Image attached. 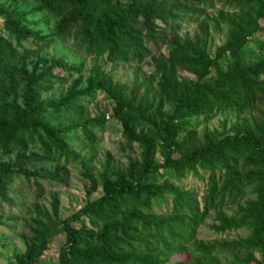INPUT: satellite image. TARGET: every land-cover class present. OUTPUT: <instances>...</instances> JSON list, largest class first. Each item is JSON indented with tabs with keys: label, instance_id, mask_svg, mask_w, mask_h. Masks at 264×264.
Returning <instances> with one entry per match:
<instances>
[{
	"label": "trees",
	"instance_id": "16d2710c",
	"mask_svg": "<svg viewBox=\"0 0 264 264\" xmlns=\"http://www.w3.org/2000/svg\"><path fill=\"white\" fill-rule=\"evenodd\" d=\"M34 5L56 20L54 35L62 43H70L88 57H107L110 61L129 63L159 55L157 68L162 74V88L175 110L169 118L172 136L163 162L156 160V136L138 133L135 123L155 126L147 110L135 108L134 118L126 112L129 104L116 94L114 118L122 124L124 136L143 150L144 162L130 158L129 171L118 179L105 176L103 194L88 202L80 211L59 223L57 229L49 215L47 223L35 238V244L17 264H36L44 257L57 234L65 240L59 251V264H189L175 262V255L195 257L235 255V264H264V0H17ZM171 7L167 8V4ZM223 5L229 27L227 42L215 56L197 40L180 41L179 27L169 23L179 15H202L197 8ZM25 11L11 10L0 3V154L21 153L24 156L35 139L47 140L43 147L51 159H76L64 134L72 129L86 131L102 119H89L78 126H52L44 117L46 111H64L85 118L79 103L93 98L96 91L111 86L107 77L89 78L86 88L78 85L56 101L39 100L44 92L40 83L51 77L58 82L66 78L46 71L29 72L26 63L48 50L52 42L32 27ZM262 34V38H258ZM255 41L261 56L249 62L246 49ZM165 46L167 55L161 54ZM162 52V51H161ZM46 63L45 60H41ZM155 61V59H154ZM52 67L71 74L82 73L75 66L56 59ZM191 77L178 82L179 70ZM231 109L239 116L252 110L259 113L253 124L245 122L225 134L207 135L205 142L193 146V138L180 141L182 131L189 130L192 117ZM51 145L54 151H51ZM40 162L23 160L5 162L0 158V224L8 212L18 217L21 206L10 199L16 180L66 184L54 174L36 170ZM86 168V167H85ZM86 168L89 193L99 190ZM194 176L204 181L207 191L200 201L194 189L184 190L183 181ZM115 180V181H114ZM160 180H164L160 184ZM254 188L257 199L249 201L235 217L222 215L213 226L218 233L248 227L251 234L234 242L200 241L199 228L210 212L227 203H237L246 188ZM172 200L168 213L158 214ZM168 208V207H167ZM89 221V226H76ZM60 227L63 230H60ZM52 234H56L53 235ZM51 238V240H50ZM50 241V242H49Z\"/></svg>",
	"mask_w": 264,
	"mask_h": 264
},
{
	"label": "rangeland",
	"instance_id": "374dc122",
	"mask_svg": "<svg viewBox=\"0 0 264 264\" xmlns=\"http://www.w3.org/2000/svg\"><path fill=\"white\" fill-rule=\"evenodd\" d=\"M0 3L5 4L6 8L11 10L16 9L29 13L32 22H39L38 26L32 28L36 31H42L43 35L52 42L48 50L39 53L37 57L26 63V69L29 72L36 69L38 73L49 71L53 75L67 79V82H58L51 77L43 79L40 85L44 92L40 94L39 100L56 101L68 93L75 84L80 89L86 88L88 79L96 76L107 77L111 83V86H106L103 91H96L92 99L79 103V107L85 110V118H77L57 110H48L44 114L46 120L55 127L70 124L78 126L89 119H102L100 124L92 125L88 131L79 126L63 135L69 149L76 153V159H70L68 162L51 159L43 147L44 143L48 141L44 139L42 141V138L35 139L24 156H21V153L0 154V158L5 162H14L19 157L23 160L40 162L36 170L54 174L57 178L66 181V184L40 181V191L37 190L34 183L30 184L20 180L13 183L10 199L21 206L19 209L21 214L16 218H13L8 212L3 215V225L0 224V264H17L18 260L27 254L29 248L34 246L37 234L42 230V226L47 223L46 215H49L56 225L53 229H57L59 223L80 211L88 202L102 196V181L105 176L117 180L118 175L128 173L131 157L136 159L138 163L144 162L142 148L129 142L124 136L122 124L114 118L116 102L110 92L112 91L113 94L129 104L125 112L130 117L137 116L134 109L138 107L147 110V114L152 116L155 126L135 123L132 127L139 134L150 131L156 136L155 156L159 162L164 161L169 138L173 135L169 118L173 115L175 106L167 101L168 97L161 87L163 84L162 74L156 63L159 55L155 54L140 63L130 61L127 64L110 61L107 57H88L74 45L60 42L53 33L56 20L49 17L50 15L46 12H37L33 4L17 0H0ZM169 7H171L170 3L167 4V8ZM197 9L196 12H202V15L177 14V20L169 23L165 37L168 41L174 37L171 35L173 33L171 30L175 24L176 27H179L176 34L178 40H197L208 53L215 56L217 49L227 42L230 27L224 15H228L230 12L219 4L212 8ZM258 38H262V34H258ZM256 49L255 41H251L246 49L249 62H253L261 56ZM161 51V54L167 55L165 46L161 48ZM56 59H64L71 65L84 66L83 71L79 74H71L61 69H55L52 64ZM41 60H45L46 63H42ZM178 72V82L191 77L184 69H180ZM258 116L259 113L252 110H248L243 116H239L231 109H216L211 114L190 118L188 121L192 123V126L189 130L181 132L180 141L184 143L192 136V145L198 146L205 142L207 135L228 133L245 122L253 124ZM50 149L54 151L52 145ZM85 167L89 170L88 175L100 184L97 192L89 193L87 191V186L90 183L84 177ZM163 182L164 180H160V184ZM182 185L184 190H196L199 200H203L207 191L204 181L189 176ZM244 193L243 198L237 203H227L209 213L199 228L198 238L200 241L207 243L234 242L247 238L251 234L248 227L222 233L216 232L213 228L219 224L222 215L228 218L235 217L242 213V208H245L249 201L257 199L254 188L248 187ZM168 202L167 205L164 204L161 208H156V213L170 212L172 200L169 199ZM82 225L89 226V221L76 224L78 227ZM60 230L63 228L60 227ZM52 235L54 237L56 234ZM64 236V233L61 232L54 239L52 238L44 257L36 264H59V251L65 240ZM173 260L175 262L179 260L188 261L189 264H235L239 261L235 255H216L208 258L195 256L190 261L186 254L175 255Z\"/></svg>",
	"mask_w": 264,
	"mask_h": 264
}]
</instances>
